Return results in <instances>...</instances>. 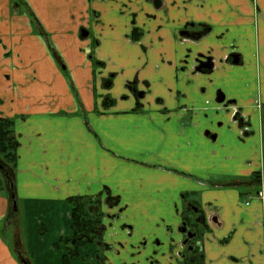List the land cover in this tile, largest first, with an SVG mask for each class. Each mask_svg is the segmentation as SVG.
<instances>
[{
    "label": "crops",
    "instance_id": "crops-1",
    "mask_svg": "<svg viewBox=\"0 0 264 264\" xmlns=\"http://www.w3.org/2000/svg\"><path fill=\"white\" fill-rule=\"evenodd\" d=\"M10 1L0 0V18H4L2 13L10 17L8 28L17 29L16 23H23L31 30L27 16H11ZM26 1L36 9L37 0ZM67 2L80 18L68 24L72 41L81 43L79 29L88 24L86 19L95 10L99 15L93 27L100 40L96 54L107 63L104 72L116 73V83L126 93L125 84L138 75L141 83L150 84V93L144 100V113L132 112V97L116 99L115 107L103 111L102 97L93 89V66L81 50L77 53L79 75L73 73L72 63L68 68L75 87H80L82 107L70 93L69 104L61 103L57 88L68 90L69 84L50 56L46 67L41 63L43 70L27 73L25 79L15 58L10 60V66L16 62L15 67L0 70V117L14 119L18 142L16 194L24 213L20 229L27 262L63 264L66 250L62 245L55 246L61 238L72 237L69 198L99 197L107 189L112 196L119 193V207L126 209L120 220L135 227L136 241L143 237L155 241L157 236L163 237L157 232L166 223L179 226L180 221L171 218L180 205L178 193L194 189L202 191V205L209 219L216 218V222L211 218V232L204 237L205 264H264L261 198L249 194L244 201L236 187H221L215 182L210 185L209 180L200 178L192 184V175L184 171L173 174L167 169L171 165L182 168L188 160L199 165L202 158L210 174L218 170L229 177H249L259 171L263 155L264 0H163L160 10L148 0ZM134 12L140 14L139 25L147 30L140 44L130 39ZM147 15L156 17L149 19ZM66 16L69 21L68 11ZM189 23L208 24L211 34L198 42L178 38ZM0 35L9 42L13 38L6 33ZM55 44L64 50L60 43ZM233 52L241 57L238 66L224 62ZM201 53L216 58L211 75L194 72ZM7 73L10 79L5 78ZM21 81L30 83L33 90L36 85L45 94L38 96L34 105L15 106L11 98L8 100V92H18L16 99L19 97L20 102L22 87H26ZM219 90L228 100L237 101L229 110L216 102ZM158 98L165 100L164 105L156 103ZM164 106L169 112L161 111ZM96 107L100 113L95 112ZM80 108L83 114L76 115ZM236 109L250 120V133L233 120ZM68 111L73 117L63 115ZM207 129L217 133L216 142L206 135ZM144 178L149 179L146 187ZM126 181L134 187L121 192L118 183ZM8 211L9 200L5 192H0V264H28L7 237ZM40 229L45 236L40 235ZM176 239L180 243L182 236L178 234ZM80 252L84 257L83 249ZM73 264H80L79 259Z\"/></svg>",
    "mask_w": 264,
    "mask_h": 264
},
{
    "label": "rangeland",
    "instance_id": "rangeland-1",
    "mask_svg": "<svg viewBox=\"0 0 264 264\" xmlns=\"http://www.w3.org/2000/svg\"><path fill=\"white\" fill-rule=\"evenodd\" d=\"M23 2L20 3H16L14 0H11V16H14V14H18L20 16H27L31 22L30 25H32V29L28 30L27 25H24L23 23H16L17 25V29H14V26L11 28H8L7 26L11 23L10 21V17L8 18L6 16V14L2 16L4 17L3 19L0 18V33H6V34H10L13 38L12 40L7 41V39L3 36L0 35V70L4 67H15L16 66V62H14V64L12 66L10 60H12L13 58H15L17 61H19L20 63V74L23 77V79L26 78V74L30 73V72H35V71H40L43 70V65L41 63H44V66L46 67V58L47 56H50L49 58L52 60V62L59 68L61 69V72L63 73V75L65 76L66 82L67 84H69L68 86V90L65 89L63 86H58L57 91L60 95L61 98V103L64 105H68L69 104V99H68V94H72L75 102L79 104V106L82 107L83 105V100L82 98H80V95L78 93V89L80 88H76L74 85V82L72 80L71 76V69L67 71V73L63 70L64 67L68 66V63H72L73 64V73L76 75H79V60L77 57V53L80 52V50L86 54L87 57H90L91 53L94 52L96 50V48L94 47L95 45H92L90 47V41L85 43L84 41H82L81 43H76L75 41H72L73 39V34L70 33L72 31L71 28L67 29L68 24H71L75 21V19L78 18V16H76L74 14V11L72 10V8L70 7V5L68 4L67 0H37L35 3V7L36 9L33 7L31 8V6L29 5L28 2L21 0ZM76 1V0H74ZM51 4H54L55 6L52 7ZM71 13H70V10ZM29 11L33 12V14L35 15V17L38 20V25H39V30L37 32L36 27L33 26L32 20L30 19L29 16ZM68 11V15H69V21H67V16L66 13ZM94 11V10H93ZM93 11L92 13H90V17L89 19H86L87 22L89 23L90 21H93ZM60 15V16H59ZM7 17V19L5 18ZM39 18L41 19V21L47 24V26L45 25L43 27V25L41 24ZM43 19V20H42ZM80 19V18H78ZM3 21V22H2ZM92 25V30L94 29L93 24ZM10 36V37H11ZM42 38V39H41ZM44 41V42H43ZM92 41V39H91ZM55 42H58L61 44L60 47H62V49L64 50H60L58 49V47L56 46ZM9 43V46L8 44ZM55 48H53L52 46ZM57 47V48H56ZM58 49V50H57ZM105 62V61H104ZM106 63V62H105ZM92 64V62H91ZM97 63L93 66V71H95L96 67H97ZM107 65V63H106ZM99 71V70H98ZM97 71V72H98ZM1 72V71H0ZM114 73V72H112ZM1 76V80H2V75ZM6 79H10V73H7L5 75ZM74 77V75H72ZM68 80V81H67ZM96 83L94 80V87L93 89H97L98 90V95L99 96H105L102 97V109L103 111H107L106 109H104L103 107V98H112L116 101V99H122V97H124L123 95H125L126 92H123L124 90L122 89L123 87H120L119 84L114 83L115 86L113 87V89L111 91H107L104 89H101V85L98 84V78L96 79ZM23 84L26 85V87H22L21 90V101L19 102L18 99H20L18 97L17 98V93L15 92L14 94L11 92H8V100L11 98L12 101H14V105L16 106L17 104L27 107L30 106V104H35L37 102V98L38 96L45 94V92H43L41 89L37 88L36 85H34L35 89L37 90H33V88L30 89V83L28 84L26 81H21ZM41 86V85H40ZM29 87V88H28ZM125 87V86H124ZM125 89V88H124ZM97 94L94 96L95 99H98ZM83 96V94H82ZM43 97V95H42ZM47 99H50L49 97H46ZM3 102L0 99V104H2ZM69 106H65L64 108H68ZM83 108H80L81 111L76 112V115L78 114H83ZM95 112L100 113L101 111L96 107L95 108ZM64 116H70L73 117L72 115H74L73 113L68 112H63ZM262 119H263V124H262V141H263V155H262V163L260 164L261 167L259 169V171L262 172V174H264V110L262 112ZM199 162L196 165V162L190 161L188 160V162L185 163L184 167H177L175 165H171L170 168H167L168 170L171 171V173H180L181 172H185L188 175H192L193 181L189 180L188 178L186 179L187 181H195L196 178H200L201 180L206 179L209 180V182L211 183V185L215 182V183H219L222 181H226V180H230V182L232 181V179L235 180H242L244 179L241 176H234V177H229L227 175H222L218 172V170H216L217 173H208V165L205 164V161L200 158V160H198ZM18 163V160H17ZM218 164V163H217ZM166 166V165H163ZM216 166V165H215ZM173 167V168H172ZM166 172H168L166 170ZM1 175V174H0ZM203 175V176H202ZM205 175H209V178H207ZM153 176V175H152ZM134 177H138L140 178L139 175H135ZM123 178V177H122ZM148 180L149 179H145L144 178V182L145 183V187L146 184H148ZM117 182V180H116ZM142 181H140L141 183ZM136 183V185H138V181L134 182ZM142 184V183H141ZM133 184L128 183V181H126L125 183H118L119 189H121V192H128L132 189ZM114 186V190L116 191L115 188L117 187L115 184ZM262 191V195L264 196V186L261 189ZM240 194H242V199L245 201L247 199V195L251 194L253 196H255V191H249V189H246V187L241 186L239 188ZM109 189L104 190V194H102L101 196V200L103 202V205H101L97 210L96 209H92V213H95L97 215V212L100 213L101 215V224L98 226V228L102 229L104 227L105 229V234L107 233V223L108 222H117V220L111 219L108 215H112L113 213L116 214L117 212H115V207L114 208H109L110 204H113V202H116L115 198H117L116 195L118 194H111V192L109 193ZM127 195V194H126ZM125 195V196H126ZM7 198L9 200V211H8V217H7V223H9V231L7 233V237L12 239V242H14L15 247L19 246L20 250L15 249V251L18 253V255H21L26 259V255L25 253H23V240H22V234H21V218L24 219V213H21V204L19 202V200L17 199L16 202V207L14 205V203L12 201H10L11 199L9 198L10 195L7 193ZM128 198V197H127ZM253 198V197H252ZM264 199V198H263ZM120 204V203H119ZM111 211V212H110ZM13 213L14 215L11 216V213ZM17 212V213H16ZM98 213V214H99ZM16 214V215H15ZM102 217L104 219H102ZM111 220V221H110ZM112 228H114L112 230L111 234H116L118 235L119 238H121V234H119V231H117L115 229V224L111 225ZM118 227V226H117ZM107 228V229H106ZM138 228L141 230V226L138 225ZM159 229V227L157 228ZM41 230V229H40ZM161 230V231H160ZM158 231H160L159 234L163 235L162 240L167 242L169 240V238H165L166 232L164 228L159 229ZM165 232V233H164ZM44 234H41V236H45V231L43 232ZM208 234L206 232H204L201 236V239H199V243L197 244V248L202 247V251H203V242H204V237L205 235ZM158 238V236L156 237ZM99 241H104L102 237L98 236V238L96 240H94L93 242L89 243L88 245H86L85 247H83V252H84V257L79 258V263L80 264H100V260L98 261L97 259V254L101 255L103 258L102 263H107L109 260H107V256L108 254L105 252V250L101 247H98V245H95L96 242ZM153 243V241H152ZM104 244V242H103ZM64 248L65 246L62 245ZM56 247V246H55ZM63 248V249H64ZM21 251V253H20ZM200 252H201V248H200ZM204 253V252H203ZM106 256V257H105ZM109 257V256H108ZM28 260V259H27ZM78 261V259L76 260ZM107 261V262H106ZM204 264H205V256H204Z\"/></svg>",
    "mask_w": 264,
    "mask_h": 264
},
{
    "label": "flooded vegetation",
    "instance_id": "flooded-vegetation-1",
    "mask_svg": "<svg viewBox=\"0 0 264 264\" xmlns=\"http://www.w3.org/2000/svg\"><path fill=\"white\" fill-rule=\"evenodd\" d=\"M26 1V0H24ZM27 2V1H26ZM148 2L151 3L152 7L156 10L163 9V0H148ZM141 6V5H140ZM143 8L141 7L142 11ZM93 9L90 11L92 13ZM98 12L95 10L93 11V21H90L87 25H82L79 29V39L80 41H90V47L92 45H95L94 47L96 50L100 46V40L95 35V29L92 30V25L97 23L98 21ZM156 16H149L147 15V18L151 19ZM141 18L140 14L138 12H134L131 16V23H132V31L130 32V39L132 42L136 44H140L143 37L146 35L145 26L139 25V19ZM212 29L210 25L208 24H196V23H189L187 24L178 34V38L182 40H192V41H200L207 35L211 34L210 30ZM92 39V41H91ZM53 46V43H52ZM143 47V46H142ZM53 48H55L53 46ZM92 48V47H91ZM96 50L91 53L90 57H87V59L92 62V66H94L96 63L98 64L95 71L93 72L94 80L98 78V82H100L101 89L111 91L113 87L115 86L114 83H116V73H105L106 69V63L102 60H100L96 54ZM145 51V49H143ZM188 58H186L184 63L188 62ZM210 59V60H207ZM195 66L194 72L195 73H201L205 75H211L214 72L215 65H216V58L211 54H199L195 60ZM224 62L229 64L230 66H238L242 63L241 57L239 54H236L235 52L230 53L225 59ZM212 66V68H208V66ZM203 66V67H202ZM198 67L200 70H198ZM63 70L67 73L68 66L64 67ZM94 70V69H93ZM99 70V71H98ZM98 71V72H97ZM71 77V76H70ZM142 87V88H141ZM125 89L127 93L123 95L124 99L132 97L135 100V107L132 110L133 113H144L146 105L144 103V100L148 96L147 94L150 93V84L148 82L141 83V80L138 75H135L132 80H129L125 84ZM222 90H219L217 92L216 96V102L218 104L224 105L226 109L229 110V108H232L235 103H237L236 100H228L226 98V95L221 92ZM224 95V101H220V98ZM105 97V96H101ZM112 99V98H110ZM103 107L104 103L106 102V98H103ZM114 100V99H112ZM156 103L161 106L164 105L165 100L158 98L156 100ZM161 104V105H160ZM116 106V101L114 100V105L106 108V110H109L112 107ZM105 109V107H104ZM162 112H169L167 107H163L161 109ZM233 120L236 121L241 129H244V127L247 129V127L251 126L250 120H245V118L242 116L241 111L236 109L235 113L233 115ZM206 135L209 136V138L216 142L218 139L217 133H213L211 130L207 129ZM259 173L254 172L251 176L254 174ZM262 174V172H260ZM249 176V177H251ZM249 177H243L242 180H235L232 179L219 182L221 187H236L240 188L241 186L246 187V189H249V191H255V195H257L259 198H261L264 201V196L262 195L261 190L264 186V174H262V180L259 184L260 189L259 192L256 191V185H252L250 183H246V180ZM247 178V179H246ZM210 185L211 183L208 182ZM215 184V183H213ZM212 184V185H213ZM110 193V192H109ZM178 201L180 202V205L176 206L174 210V215L171 218L174 220H179V226L177 227L174 223H166L165 224V232H166V238H169L167 242L163 241L162 238H156L155 241L148 239L147 237H143L141 240L136 241L134 238V231L135 227L131 224L124 223L121 221L122 214L126 210L125 208L119 207L120 198H115L116 202H113V204H110L109 208H116L117 213L108 215L111 219H116L117 222H108L107 223V233L105 234L104 227L102 228L101 233L99 234L100 237L103 238L104 241H97L95 245H98V247H101L105 250V252L108 254L107 260H109L107 263H102L103 258L101 255L97 254L98 261L100 260V264H114L112 260L116 261L117 264H199L200 263V257L204 256L201 248V252L196 248V243L199 242V239H201V236L204 232L210 233V226L209 222L213 219V222H216V218H210L209 214L205 208L202 201L203 193L200 190H185L180 193H178ZM119 210V211H118ZM102 219H104L102 217ZM121 219V220H120ZM119 220V221H118ZM111 221V220H110ZM115 224V229L119 231V234H121V238L118 237L116 234H111L112 229L109 228L108 225ZM118 226V227H117ZM164 232V233H165ZM157 233H160L159 231ZM180 234L182 236V241L179 243H176V237ZM135 239V240H134ZM104 242V244H103ZM106 257V256H105ZM114 257V258H113Z\"/></svg>",
    "mask_w": 264,
    "mask_h": 264
},
{
    "label": "trees",
    "instance_id": "trees-1",
    "mask_svg": "<svg viewBox=\"0 0 264 264\" xmlns=\"http://www.w3.org/2000/svg\"><path fill=\"white\" fill-rule=\"evenodd\" d=\"M14 1L20 4L21 2H23L21 0ZM28 13L30 19L32 20L33 26L36 27L38 32L40 27L38 25L37 18L35 17L33 12L29 11ZM105 101V109L114 105V100L112 99L106 98ZM14 125V119L0 117V163L4 167L3 170H0V192H5L6 195L8 193L10 195V201H12L13 203H15V201H17L18 199L16 194L18 142L14 134ZM261 177L262 174L260 172L256 173L248 179L246 178V183H249V186L256 185V191L259 192V184L262 180ZM250 183L252 185H250ZM12 194H15V198L11 197ZM68 203L71 206L72 210V237H63L60 239V242L56 245V248H60L61 245L65 246L64 249L66 250V255L62 260L63 264H73L75 260L79 259L81 257L80 250L89 243L96 240L98 236H100L99 234L102 231V229L98 228V226L101 224L100 213L97 212V215L95 213H92V209L97 210L101 205H103L101 197H72L68 199ZM12 215L14 214L11 213V216ZM43 232V230H40L41 234H44ZM199 242L196 243V248ZM16 249L20 250V247L16 246ZM197 249L199 250V248ZM19 256L24 263H28L27 260L22 256V253ZM199 261V264H204V256H201Z\"/></svg>",
    "mask_w": 264,
    "mask_h": 264
},
{
    "label": "water",
    "instance_id": "water-1",
    "mask_svg": "<svg viewBox=\"0 0 264 264\" xmlns=\"http://www.w3.org/2000/svg\"><path fill=\"white\" fill-rule=\"evenodd\" d=\"M207 60H210V59H207ZM203 67V66H202ZM208 68H212V66L210 65V66H208ZM198 70H200V68L198 67ZM220 101L222 102V101H224V95H222V97L220 98ZM3 166H2V164L0 163V170H3ZM12 198H15V194H12V196H11ZM14 205H15V207H16V202L14 203Z\"/></svg>",
    "mask_w": 264,
    "mask_h": 264
}]
</instances>
